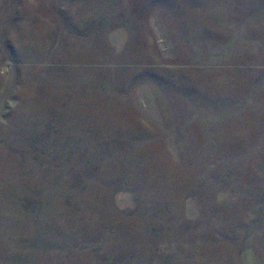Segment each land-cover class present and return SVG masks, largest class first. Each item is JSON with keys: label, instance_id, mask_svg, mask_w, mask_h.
<instances>
[{"label": "rangeland", "instance_id": "obj_1", "mask_svg": "<svg viewBox=\"0 0 264 264\" xmlns=\"http://www.w3.org/2000/svg\"><path fill=\"white\" fill-rule=\"evenodd\" d=\"M203 1L0 0V140L53 106L85 128L111 118L143 126L133 153L147 179L163 178L175 207L160 208L153 227L188 223L178 241L168 232L136 255L123 244L106 263L264 264V41L242 29L249 15L264 21V10H254L261 0ZM20 133L6 141L17 150L1 161L4 189L20 180ZM155 191L143 195L161 206ZM113 202L135 207L127 190ZM7 216L0 210V264L101 263L57 236L31 247V230Z\"/></svg>", "mask_w": 264, "mask_h": 264}, {"label": "trees", "instance_id": "obj_2", "mask_svg": "<svg viewBox=\"0 0 264 264\" xmlns=\"http://www.w3.org/2000/svg\"><path fill=\"white\" fill-rule=\"evenodd\" d=\"M204 4V1L200 2V8ZM258 4L254 5V10L260 14L264 10V0ZM257 7L260 10L257 11ZM249 17V20H243V35L251 42L261 43L264 41V21ZM209 18L203 16L205 20ZM195 31L200 32L196 27ZM229 39L232 45L237 43L233 37ZM54 107L38 112L31 122L24 123L22 133L15 130L4 134L0 140V147L5 144L8 149L0 155V164L3 158L13 156L17 150L13 149L12 142H6L10 135L20 133L17 141L24 143L19 154H22L19 182L4 189L5 177H0V210L6 212L8 220L19 219L21 225L31 230L32 235L24 237L30 240L26 243L39 248L52 242L55 236L64 238L66 243L81 242V250L101 254L100 264H109L106 263L109 256L119 253L123 244L130 245L131 253L136 255L140 243L150 245L159 235L172 232L176 241L184 238L185 228L189 230L184 220L174 225L180 219L170 218L167 224L153 227V222L158 220L157 214L162 211L160 208L170 210L175 207L171 197L165 200L164 190L168 187L162 184L163 178L147 179L133 153L134 145L139 141L137 136H145L147 129L134 125L121 128L112 118L103 125L106 127L85 128V118ZM20 124L17 122L15 126ZM4 182L6 184V180ZM162 185L165 188L154 190ZM8 189L11 191L7 192ZM148 189L155 194L161 192L159 199L165 203L160 206L156 201L147 202L143 191ZM122 190L134 194V210L119 211L115 207L113 198ZM260 192L261 201L257 204L264 206V186ZM127 216H131V220L123 222ZM7 219L2 220L8 223ZM204 242L207 244L209 240ZM150 251L151 255H156L154 248Z\"/></svg>", "mask_w": 264, "mask_h": 264}]
</instances>
